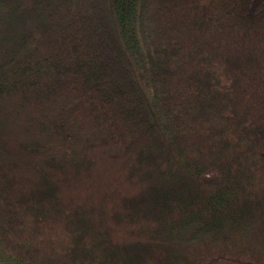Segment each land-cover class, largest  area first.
Returning a JSON list of instances; mask_svg holds the SVG:
<instances>
[{"label": "trees", "instance_id": "obj_1", "mask_svg": "<svg viewBox=\"0 0 264 264\" xmlns=\"http://www.w3.org/2000/svg\"><path fill=\"white\" fill-rule=\"evenodd\" d=\"M0 264H264V0H0Z\"/></svg>", "mask_w": 264, "mask_h": 264}, {"label": "rangeland", "instance_id": "obj_2", "mask_svg": "<svg viewBox=\"0 0 264 264\" xmlns=\"http://www.w3.org/2000/svg\"><path fill=\"white\" fill-rule=\"evenodd\" d=\"M24 119V118H23ZM13 123V122H12ZM15 123V126L17 127V126H19V125H22L23 126V124H22V121L21 122H14ZM19 144H22V142H19Z\"/></svg>", "mask_w": 264, "mask_h": 264}]
</instances>
